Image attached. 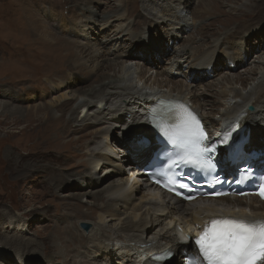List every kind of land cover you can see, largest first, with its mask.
I'll use <instances>...</instances> for the list:
<instances>
[{"label":"bare ground","instance_id":"6f19581e","mask_svg":"<svg viewBox=\"0 0 264 264\" xmlns=\"http://www.w3.org/2000/svg\"><path fill=\"white\" fill-rule=\"evenodd\" d=\"M93 1L80 0V11L73 10L69 20L55 11L62 16L61 31H67L70 26L69 36L63 35L68 39L51 34L36 21L30 24L31 33L36 34L33 40L36 46L33 48L34 59L49 61L54 63L50 66L60 67L40 78H44L45 82L64 78L68 83L66 92L64 90L47 106V125L51 133H55L49 145L62 146L61 150L70 151L76 163L86 170L80 177H75L80 173H56L55 186H62L60 190L67 191L82 189L86 185L90 188L81 195L71 196L79 197V204L73 208L77 220L68 224V228L59 230L61 235L53 234L48 236L49 239H41V249L49 250L46 244L59 241L51 246L53 249H50V253L57 259L61 257V264H150V253L157 254L165 250L179 255H174L171 262L167 261L169 264H187L186 257H197V252L189 244H179L175 226L182 227L191 235L193 228L202 231L206 222L219 215L247 218L249 212L253 218L264 217V203L255 197L201 199L186 205L167 202L159 197L158 192L151 191L148 180L141 177L150 160L146 161L125 150L122 146L126 139L123 131L136 125H140L137 128L141 129L144 126L141 123L146 125L143 122L144 112L155 98L181 97L191 104L196 113L202 115L209 130L219 131L230 123L229 131L239 125L249 138L248 153L253 151L258 156L252 163L261 169L264 162V130L258 128L264 129V50L261 45L252 47L246 36L264 18V7H249L248 1L232 3L221 0L227 12L219 15L241 11L236 18L242 23L231 28L224 19H219L217 23L221 29L216 30V34L208 32L202 35L205 28L202 26L197 28L198 39L187 38L172 49H167L161 43L156 46L149 43L150 49L144 50L141 45H134L144 41L142 37L148 36L151 27L162 24L166 27L163 30L176 28L182 31L195 26V22L186 15L191 0H141V13L128 0H115V13L100 24L96 22L98 27L96 24L89 26L84 16L85 11L92 13ZM200 1L202 10L197 13L200 16H212L207 2L212 1L214 5L218 0ZM211 10L216 11L215 7ZM113 23L116 24L109 32L107 27ZM205 26L210 29L212 23ZM181 33L172 30L168 32L169 39L175 42ZM262 33L255 32L252 39L256 42L262 40ZM96 35H102L103 40L98 42ZM127 41L132 46L126 48L124 42ZM148 55L151 58L161 55L164 59H158L159 64L151 67L146 65ZM142 57L145 58L143 62L140 59ZM183 65L186 70L181 69ZM237 68L243 69L242 73L236 74ZM192 69H195V73L187 80L182 73H190ZM102 70L107 73L98 74ZM83 83L90 84L86 90L80 87ZM62 85L56 84L58 88ZM49 87L46 83L36 90L45 91ZM52 88L49 91L53 95ZM249 106L253 107L252 111L248 110ZM114 128L121 131H114ZM82 130H87V133L75 138ZM119 133L121 136L117 135ZM62 138L69 140L62 144ZM92 144L96 147L90 149ZM108 145H113V150L109 151ZM221 152L222 149L217 153L218 159H222ZM123 154L133 156V161L125 167ZM219 166L229 178L234 173L233 166ZM28 176L26 174L25 178ZM100 184L104 188L97 191L95 188ZM84 197L97 200L86 202L89 207L85 211L80 205ZM80 223L88 224L89 229L86 232L81 230ZM19 224L16 218H9L6 225L10 229L8 233L13 234L0 241V259L6 264H10L8 261L11 262V259L6 255L5 251L8 250L5 248L18 245L20 250H27L34 245L32 241L18 236V231H26ZM14 250L16 252L13 253L18 255L20 250Z\"/></svg>","mask_w":264,"mask_h":264},{"label":"rangeland","instance_id":"374dc122","mask_svg":"<svg viewBox=\"0 0 264 264\" xmlns=\"http://www.w3.org/2000/svg\"><path fill=\"white\" fill-rule=\"evenodd\" d=\"M36 1L0 0V104H4L3 107L0 106V241L3 242L7 235L8 237H11L13 234L8 233L10 229L7 228L6 223L9 218L13 219L14 217L20 221V224L25 227L26 230L18 231V236L23 237V240L32 241L34 244L27 250H20V246L18 245H15L16 247H14V245H10L8 248H5L6 250L10 251H5L8 258L11 259V262L8 261L10 264H61V257L60 259H57L53 254L50 253L52 252L51 250L53 249V244H57L59 241H56V243L52 242L50 244H46V247H49V250H45V248L43 250L40 246V240L44 238L49 239V235L60 234L61 231L59 230L68 228V224L70 225L77 220V216L74 214L75 209L73 208L79 204V197L77 198L76 196H71L81 195L84 193V191L90 189L89 185H86L82 189L67 191L60 190V187L62 186H55L57 185L54 180V175H57L56 173H66L68 175L80 173L79 176H75L80 177L86 170L76 163V159L72 158L73 156L70 151H65L64 149L61 150L62 146L58 147L52 144L49 145V142H52V138L54 137L55 133H51V129H49L47 125L45 118L46 113L48 112L47 106L51 100L63 94L64 90L66 92L68 83L64 78L53 82L50 81V79L48 82H45L44 78H40L42 75L44 76L50 73L49 71L58 70L60 67L56 65L50 66L54 63L49 61L42 60L39 62L38 60L34 59L33 54L35 49L33 48L36 46L35 41L33 40H35L36 34H32L30 31V24H33L36 21L45 29L47 28L51 34H55L59 38L68 39L63 37V35L66 37L69 36L70 32L68 30L70 26L67 31H61L62 27L60 24V18H62V16L60 14H56V12L61 13L66 17V20H69L73 10L80 11V9H78L80 7V0ZM41 1H44V3L41 4ZM140 1L141 0H128V3L134 4V6L137 7L136 9L138 13H141ZM243 1H248L249 4H247L249 7H264V0H226V2L232 3H243ZM200 2V0H191L189 12L186 13L189 19L195 22V32L193 29L194 27L192 26H190L192 28H187L185 30L182 29V31L174 28L172 29L173 31H179L180 33L182 32L179 34L177 41L174 42L172 39H169L168 35V32L172 30L168 28L163 30L166 27H163L162 24H159L155 27H151L148 36L146 35L142 37L144 41H141L134 46L136 47L141 45L145 50V48L150 49L148 45L149 43L154 44V46L161 43L163 46H167V49H172L181 45L187 38L195 37L198 39L196 34L198 33V29H200L202 26L205 27V30H207L205 31L203 29L201 32L202 35H205L208 32L216 34V30L221 29L217 23L219 19H224L227 22V26L229 25L231 28H234L238 24L242 23L236 18L239 16L241 11H237L225 16L219 15V13L227 12L221 5V0H218L214 5L212 1L207 2L212 16H200L197 13L198 11L202 10V5ZM91 5V10L94 14L87 13V11L84 13V16L87 17L86 19L88 20L89 26L96 24V27H98L97 23L100 24L103 19L113 16L116 10L115 0H94ZM212 7H215L216 11L211 10ZM247 12L248 11H246V13ZM182 15H185V13ZM51 17H53L54 20ZM261 19L262 21L260 24L253 26L252 28L254 29L247 33L248 36H246V38L252 47L261 45V48L264 50V18ZM209 23H212V27L210 29L209 26H205ZM115 24L116 23L111 24L112 27H107L109 32L114 28ZM50 27L54 28V30ZM131 29L134 28L131 27ZM255 32H263L262 35H260L262 40L256 42L254 39H252V37L254 38L255 36ZM135 33L136 31L134 34ZM96 39H98V42H101L103 37L102 35H96ZM122 39L124 40V38ZM93 40L94 37L92 36L91 41L93 42ZM124 45L126 48L128 46H132L130 41L124 42ZM29 57L32 58V60ZM159 57L154 56L151 58L148 55L146 57L148 58L146 59L148 60L146 65L156 67L159 64L158 59H164V57L161 55ZM140 59L141 62H143L145 58L142 57ZM224 61L227 63L225 59ZM36 65H38L37 68ZM181 69L186 70V67L183 65ZM194 70L195 69H192L190 73H182V71H180V73H182V75L185 76L187 80H190L191 76L195 73ZM242 71L243 69L237 68L236 74H240ZM104 73L106 74L107 72L102 70L98 74ZM46 83L48 86H50L49 88H52L51 85L55 87L52 88L54 92L53 95L51 91H49V88L45 91H42V89L36 90L38 87H42ZM56 84L63 85L61 88H58ZM88 85L83 83L80 87L83 90H86ZM9 103L10 105H8ZM40 107L43 109H40ZM144 121L145 120L143 119V122ZM141 124L144 125L141 129H149L144 123ZM107 125L110 124L108 123ZM139 126L140 125H136L131 128H126V130L123 131L124 136L126 137L129 135L130 130L134 128L139 129L137 128ZM258 129L264 130L262 127H259ZM114 131L121 130L114 128ZM86 133L87 130H82L78 133L79 135H75V138L83 136ZM120 133L117 135L119 136ZM68 140L69 138H62L60 142L64 144V142ZM94 146L95 145L92 144L90 149L96 147ZM113 147V145H108V150H113ZM123 155L125 156L123 164L125 167L130 164V161H133V156L130 154ZM80 157L82 158L83 155ZM79 159L80 158H78L77 161H79ZM140 168L141 167H138L137 169ZM48 169L51 170L49 171ZM26 174L29 176L25 178ZM141 177L144 178L143 175ZM51 179L54 184L52 183ZM103 188V184H100L95 189L100 191L103 190ZM81 200L82 201H80V205L82 206L83 211L89 207V204L86 202H97L96 199L91 197H84ZM48 242H50V240H48ZM14 249L20 250L18 255L13 253L15 251ZM42 251L44 252L42 253ZM69 254L71 255L73 253ZM90 255L92 256V254ZM175 256L178 257L179 255ZM170 260L171 259H168V261ZM0 263L6 264V262L1 261V259ZM69 264L71 263L69 262ZM166 264H169V262Z\"/></svg>","mask_w":264,"mask_h":264},{"label":"snow or ice","instance_id":"6c2138e0","mask_svg":"<svg viewBox=\"0 0 264 264\" xmlns=\"http://www.w3.org/2000/svg\"><path fill=\"white\" fill-rule=\"evenodd\" d=\"M150 116L151 128L130 130L122 146L130 154L154 161L157 167L154 173L156 182L183 199L192 200L194 197H185L178 190H192L182 182L187 174L181 169L207 173L215 172L221 164L232 167L236 159L246 161L249 138L239 125L227 133H218V139L214 140L198 115L185 104L169 106L164 119L156 113ZM158 138L166 142L164 148L158 144ZM221 149L222 159H218L217 153ZM236 171L237 183L250 179L254 174L251 166L241 167L237 164ZM261 180H264V176H261ZM259 195L264 199V184L260 185ZM179 235L182 243L190 242L189 238ZM194 244L198 257H186L187 264H264V220L213 218L205 223ZM174 255L172 251L164 254L168 259ZM155 259L160 260L162 257L157 256Z\"/></svg>","mask_w":264,"mask_h":264},{"label":"water","instance_id":"95a60500","mask_svg":"<svg viewBox=\"0 0 264 264\" xmlns=\"http://www.w3.org/2000/svg\"><path fill=\"white\" fill-rule=\"evenodd\" d=\"M248 110L252 111L253 110V107L252 106H249L248 107ZM79 227H80L81 230H83L85 232L89 229V225L86 224V223H80L79 224Z\"/></svg>","mask_w":264,"mask_h":264}]
</instances>
